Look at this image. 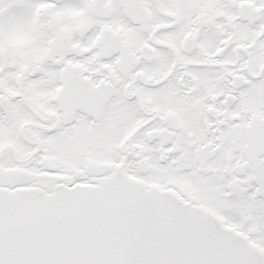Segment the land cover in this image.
I'll return each instance as SVG.
<instances>
[{"label":"snow or ice","instance_id":"snow-or-ice-1","mask_svg":"<svg viewBox=\"0 0 264 264\" xmlns=\"http://www.w3.org/2000/svg\"><path fill=\"white\" fill-rule=\"evenodd\" d=\"M0 264H264V0H0Z\"/></svg>","mask_w":264,"mask_h":264}]
</instances>
